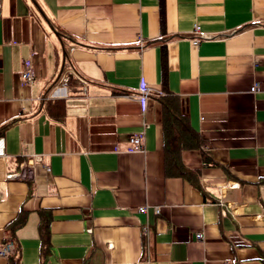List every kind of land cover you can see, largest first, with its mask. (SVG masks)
Masks as SVG:
<instances>
[{
    "label": "crops",
    "instance_id": "0c3cea01",
    "mask_svg": "<svg viewBox=\"0 0 264 264\" xmlns=\"http://www.w3.org/2000/svg\"><path fill=\"white\" fill-rule=\"evenodd\" d=\"M0 138V264H264V0H0Z\"/></svg>",
    "mask_w": 264,
    "mask_h": 264
},
{
    "label": "trees",
    "instance_id": "16d2710c",
    "mask_svg": "<svg viewBox=\"0 0 264 264\" xmlns=\"http://www.w3.org/2000/svg\"><path fill=\"white\" fill-rule=\"evenodd\" d=\"M69 71L72 73V76L75 75L72 69L66 70V73ZM161 100L163 105L162 124L164 128L166 173L168 175H180L188 178V175H185L187 174L186 170L180 163V153L185 149L196 148L198 146V136L191 131L186 117L178 112L179 107L176 100L173 98ZM52 111L56 117H59L60 112L57 109H52ZM25 221V214H19L8 224L7 229L11 238L14 237L15 231L24 225ZM46 226V223L43 221H40L38 224L39 235L44 239L43 242L46 240ZM9 264H18V262L17 260H10Z\"/></svg>",
    "mask_w": 264,
    "mask_h": 264
},
{
    "label": "built area",
    "instance_id": "2783aa9c",
    "mask_svg": "<svg viewBox=\"0 0 264 264\" xmlns=\"http://www.w3.org/2000/svg\"><path fill=\"white\" fill-rule=\"evenodd\" d=\"M194 43H196V41H194ZM71 72H67L64 73V75H62V77L59 79V84L57 85V87L55 88L54 93L58 91H62L63 89H65V86L67 84V82L69 81L70 77H71ZM35 71L33 70L32 66L30 65L29 61L25 62V67L23 72L21 73V78L24 82L26 83H32L35 80ZM257 89V85H254L250 88L251 92H254ZM152 94L151 89L145 85L144 83H140L139 87H138V91L137 94L135 95L138 103L141 106V109L143 111L144 107H145V103H146V99ZM130 144H131V148L130 150L132 151H138L141 148V144H140V139L138 135H133L130 137ZM0 157H5V144L2 138H0ZM9 180L12 179H16L18 178V175H16V173H12V174H8L6 176ZM25 176H23L22 178H24ZM139 212H144L145 209L144 208H139L138 209ZM202 234L198 233L196 234V238L197 239H201ZM13 245L12 243H6L4 244V247H2L0 249V255L6 254L7 252H9V250H12Z\"/></svg>",
    "mask_w": 264,
    "mask_h": 264
},
{
    "label": "rangeland",
    "instance_id": "374dc122",
    "mask_svg": "<svg viewBox=\"0 0 264 264\" xmlns=\"http://www.w3.org/2000/svg\"><path fill=\"white\" fill-rule=\"evenodd\" d=\"M70 72V71H69ZM65 73H66V71H65Z\"/></svg>",
    "mask_w": 264,
    "mask_h": 264
}]
</instances>
